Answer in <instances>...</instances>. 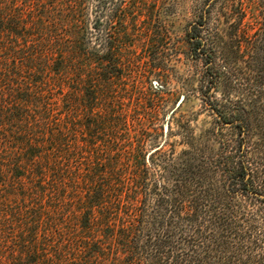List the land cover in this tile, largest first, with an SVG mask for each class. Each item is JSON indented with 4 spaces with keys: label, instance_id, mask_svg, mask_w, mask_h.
Segmentation results:
<instances>
[{
    "label": "trees",
    "instance_id": "1",
    "mask_svg": "<svg viewBox=\"0 0 264 264\" xmlns=\"http://www.w3.org/2000/svg\"><path fill=\"white\" fill-rule=\"evenodd\" d=\"M108 2L0 0V264H203L148 237L166 199L180 221L197 207L151 210L144 149L119 137L132 124L100 109L117 60L92 46Z\"/></svg>",
    "mask_w": 264,
    "mask_h": 264
},
{
    "label": "rangeland",
    "instance_id": "2",
    "mask_svg": "<svg viewBox=\"0 0 264 264\" xmlns=\"http://www.w3.org/2000/svg\"><path fill=\"white\" fill-rule=\"evenodd\" d=\"M134 1L110 0L93 30L117 57L100 109L132 124L119 137L144 149L151 210L197 207L180 221L166 199L148 237L203 264H264V0Z\"/></svg>",
    "mask_w": 264,
    "mask_h": 264
},
{
    "label": "water",
    "instance_id": "3",
    "mask_svg": "<svg viewBox=\"0 0 264 264\" xmlns=\"http://www.w3.org/2000/svg\"><path fill=\"white\" fill-rule=\"evenodd\" d=\"M257 196H258V197H261V195H259V194H258Z\"/></svg>",
    "mask_w": 264,
    "mask_h": 264
}]
</instances>
